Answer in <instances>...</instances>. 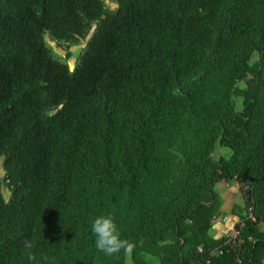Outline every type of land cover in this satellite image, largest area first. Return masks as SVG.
I'll return each mask as SVG.
<instances>
[{
	"label": "trees",
	"instance_id": "obj_1",
	"mask_svg": "<svg viewBox=\"0 0 264 264\" xmlns=\"http://www.w3.org/2000/svg\"><path fill=\"white\" fill-rule=\"evenodd\" d=\"M115 1L105 13L102 0H0V264H126L123 250L95 247L101 215L134 245V264H147L143 253L159 264H264V0L229 73L198 76L181 98L167 90L195 76L227 0ZM253 4L234 0L229 14ZM93 22L71 71L44 32L68 41ZM216 143L229 149L219 160ZM229 179L244 206L231 209L236 235L214 238L215 184Z\"/></svg>",
	"mask_w": 264,
	"mask_h": 264
},
{
	"label": "rangeland",
	"instance_id": "obj_2",
	"mask_svg": "<svg viewBox=\"0 0 264 264\" xmlns=\"http://www.w3.org/2000/svg\"><path fill=\"white\" fill-rule=\"evenodd\" d=\"M105 6V13H110L117 9L118 4L115 0H102ZM234 0H227L222 10L219 11L216 16V20L212 29V41L211 44L203 51L202 60L199 65L195 76L189 81L183 82H173L168 88V95L173 97H183L189 87V83L197 78L200 75H206L209 73L214 75L217 79H220L222 76L228 74L229 70L232 68L233 62L236 59L238 53H240L243 45L249 39L252 34L254 25L258 20L260 14V0H254L255 4H253L250 9L246 12L244 16L230 15L229 9ZM96 26V22L92 23L91 29L85 33L82 37H74L68 41L65 40H56L49 34L48 31L44 32V40L48 47L51 49L52 53L57 57L60 61L66 63L69 69L72 71L78 56L83 51L84 47L90 36L93 33V30ZM221 43V49L217 48V44ZM66 52L71 53L70 58H66ZM256 60V54H254L253 61ZM209 71V72H208ZM228 72V73H227ZM211 76V75H210ZM230 77V74L228 75ZM239 86H243L242 84H238ZM234 107L236 111H240L242 109V98L239 96H233ZM103 105V104H101ZM100 128L95 131V139L99 141L103 136L104 122H99ZM101 144L92 143L91 146L87 147V150H84L87 155H89L88 160V168L87 173L89 179L91 178L89 175L90 170L96 168L95 161H98V151L100 150ZM229 153V149L227 147L221 146L216 143L215 148L212 151V156L215 160H219L222 156H226ZM2 158L0 159V177L3 178L4 172L2 169ZM86 187H94L95 182H82ZM235 179L222 180L215 184V189L219 192V194L223 199L227 197L233 198L234 196H239L242 199V195L239 190V186ZM1 192L5 199L8 201L9 199V191L6 187V182L2 180L1 183ZM241 195V196H240ZM224 218V217H223ZM231 230L227 231L226 235L230 233ZM142 257L145 259L146 263H153V259L157 260L156 257L143 253ZM125 261L126 264H134L132 261L131 253H125Z\"/></svg>",
	"mask_w": 264,
	"mask_h": 264
},
{
	"label": "clouds",
	"instance_id": "obj_3",
	"mask_svg": "<svg viewBox=\"0 0 264 264\" xmlns=\"http://www.w3.org/2000/svg\"><path fill=\"white\" fill-rule=\"evenodd\" d=\"M91 233L95 238V247L107 256L119 254L122 250L125 253H131L134 245L126 240L121 239L117 225L111 216H98L91 224ZM26 249H31L33 244L29 240L24 241ZM28 259L35 260L36 257L29 252ZM43 259H47L44 257Z\"/></svg>",
	"mask_w": 264,
	"mask_h": 264
},
{
	"label": "crops",
	"instance_id": "obj_4",
	"mask_svg": "<svg viewBox=\"0 0 264 264\" xmlns=\"http://www.w3.org/2000/svg\"><path fill=\"white\" fill-rule=\"evenodd\" d=\"M235 185L237 187V184ZM233 205H238L240 207H243L244 201L241 200L239 196H234L233 198L227 197L226 199H223L220 209L221 214L215 219L213 226L209 230L210 236L214 238H220L225 236L228 230L230 231L231 229H233L234 225L237 223V216L231 212ZM242 213L244 214V212ZM153 260L154 261H152L153 262L152 264H159L158 259L157 260L153 259Z\"/></svg>",
	"mask_w": 264,
	"mask_h": 264
},
{
	"label": "built area",
	"instance_id": "obj_5",
	"mask_svg": "<svg viewBox=\"0 0 264 264\" xmlns=\"http://www.w3.org/2000/svg\"><path fill=\"white\" fill-rule=\"evenodd\" d=\"M236 235V232L234 229H231V232L227 234V236L229 237V239H231L232 237H234Z\"/></svg>",
	"mask_w": 264,
	"mask_h": 264
}]
</instances>
